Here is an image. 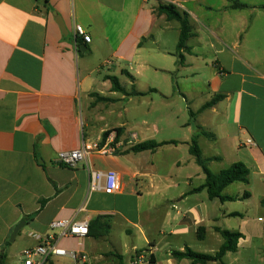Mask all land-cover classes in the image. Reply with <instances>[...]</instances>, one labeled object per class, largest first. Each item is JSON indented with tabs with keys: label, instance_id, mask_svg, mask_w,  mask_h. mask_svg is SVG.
Wrapping results in <instances>:
<instances>
[{
	"label": "crops",
	"instance_id": "0c3cea01",
	"mask_svg": "<svg viewBox=\"0 0 264 264\" xmlns=\"http://www.w3.org/2000/svg\"><path fill=\"white\" fill-rule=\"evenodd\" d=\"M43 2L0 0V260L12 264L9 247L21 240L28 243L17 262L22 264L23 251L41 243L34 235L45 239L60 233L52 229L54 222L90 224L103 216L108 234L63 238L59 246L86 254L89 264H120V258L130 264L138 251H149L152 264H192L173 253L190 249L215 256L224 242L222 229L243 235L238 249L206 264H264V216L251 220L248 209L254 199L264 209V0H49L48 7ZM233 2L246 8L231 9ZM166 4L188 14L192 26L189 50L181 51L184 66L177 56L180 23L158 10ZM212 14L234 24L214 28L206 21ZM76 25L87 30L91 43L78 38L76 45ZM171 32L176 35L172 41ZM108 60L113 64L105 67ZM108 77H116L125 93L114 91ZM120 78L126 79L122 83ZM133 92L184 98L192 105L202 101L191 112H199L196 126L214 135L197 137L202 156L212 159L208 168L219 164L221 172L242 163L249 170L247 183L223 191L234 200H211L207 190L196 191L206 176L189 152L198 135L189 123L186 138L168 146V157H158L160 150L124 154L121 146L113 154L94 153L75 169L58 163L61 152L81 148L84 140L97 141L108 130L124 128L128 148L149 141L129 132L126 120L112 125L105 117L127 119ZM216 95L224 98L200 112ZM212 120L218 121L215 128ZM144 130L140 133L145 135ZM133 133L138 141L131 144ZM212 147L216 150L210 153ZM162 164L168 167L166 174ZM88 167L117 172L121 190L89 193ZM166 181L170 183L163 186ZM235 184L242 185L231 189ZM43 200L47 203L41 209ZM234 203L246 209L229 205ZM37 212L32 221L27 219ZM24 220L11 243L14 228ZM230 222L235 228H228ZM210 235L218 249L203 254ZM51 261L73 264L67 257Z\"/></svg>",
	"mask_w": 264,
	"mask_h": 264
},
{
	"label": "trees",
	"instance_id": "16d2710c",
	"mask_svg": "<svg viewBox=\"0 0 264 264\" xmlns=\"http://www.w3.org/2000/svg\"><path fill=\"white\" fill-rule=\"evenodd\" d=\"M48 2L49 0H44L43 2L44 6L48 7ZM243 8H246V5L240 4L238 2H233L231 5V9H243ZM158 10L160 13L165 14L168 20H176L180 23L181 34H180V40L177 46V56H178L179 66H184L185 57L181 54V51L183 49L189 50L186 47V42L193 36L192 26L190 24L189 16L186 13H181L172 4L161 5ZM76 42L78 45H80L79 40H77ZM108 79L111 81L114 91H120V92L125 93L116 77H108ZM131 95L136 96L138 95V93L133 92L132 94H129L128 96H131ZM223 98H224L223 95H216L210 102H208L206 105L202 107L200 112L205 111L206 109H209L215 106ZM190 114H191L192 119L195 120L196 114L192 112H190ZM194 128L195 130L198 131V135L192 138L191 143H190L189 152L195 158L196 163L198 164V166L201 167L202 172L206 176V183L201 188L197 189L196 191L207 190L209 198L211 200L218 199L221 202L234 200V198L232 197L223 195V191L225 190V188H227L229 185L233 183H236V182L247 183L248 177H249L248 168L242 163H235L228 169L221 171L219 174L212 173L210 169L208 168V164L211 162L212 159H205L202 156L201 149L198 145L197 137L201 135L209 139H214V135H212L211 133L205 132L201 127H198L195 124H194ZM113 132H116V139L114 142V145H116L120 141L121 136L124 134L125 129L118 128V129L106 131L102 136L103 142H105L107 137ZM177 144L178 143L176 141L156 142L154 140H149V141H144L142 143L132 146L127 151H125L124 154H130V153L139 154L143 152H151L152 154H154L157 151L165 147L174 146ZM52 184L56 187L55 183L52 182ZM56 191L57 193H59L60 190L56 187ZM46 203L47 201L45 200L41 202V209L44 208ZM38 213L39 212L27 217V219L29 221H32L38 215ZM102 218L103 216H98L90 222L89 224L90 234L89 235L92 234L93 237L100 238L109 233L110 227L101 222ZM218 231L221 234L224 242L219 252L215 256L194 253L190 249H187L184 253L174 252L173 256L178 259H182V258L190 259L192 260V264H206L207 262L222 261V259L228 252L237 251L238 242L243 237V235L238 232H229L227 230H222V229H218ZM0 264H5V257H3V259L0 260ZM46 264H53L50 258L47 259ZM120 264H125L122 258H120Z\"/></svg>",
	"mask_w": 264,
	"mask_h": 264
},
{
	"label": "rangeland",
	"instance_id": "374dc122",
	"mask_svg": "<svg viewBox=\"0 0 264 264\" xmlns=\"http://www.w3.org/2000/svg\"><path fill=\"white\" fill-rule=\"evenodd\" d=\"M226 19V20H225ZM220 14H212L211 16H208L206 21L211 22L212 26L215 28L216 26L218 28L221 27H232L234 24L232 20L225 18ZM176 36L173 32L170 34V39L172 41V38ZM205 62H209L211 64V59H205ZM108 73V71H106ZM120 76V74L118 75ZM161 78V77H160ZM126 78H120L121 82L123 83ZM162 79V78H161ZM124 85V84H123ZM145 86H147L146 82L141 81L140 87L144 88L143 90H146ZM128 91L132 90V87L130 85H126ZM132 92V91H131ZM200 100V99H199ZM202 101H196L193 105L188 104L184 98L180 99H172V98H164L160 95L155 94H149L142 96H131L128 98V104H127V119H125V116L123 115V118L115 117V116H109L106 115V119L109 123L112 125L118 124V122L125 121L126 122V129L129 132H138L139 138L144 140H154L156 142H167V141H179L183 138H186V125L189 123L190 126L194 127V124L196 125V118L195 120L192 119L190 112L196 111L197 105L200 104ZM126 102L122 101V107L125 106ZM190 105V108L188 107ZM120 106V104H118ZM196 117L198 116L199 112L195 113ZM146 122V126L142 127V123ZM212 124L214 125V128L217 126L218 121L212 120ZM143 128V129H142ZM155 128L158 129V131H154ZM145 129V130H144ZM205 132L212 133L210 130H206L203 128ZM144 130V133L141 134L140 131ZM126 131V130H125ZM102 138V137H101ZM100 138V139H101ZM146 138V139H145ZM116 139V138H115ZM99 140V139H98ZM128 135L123 134L120 138V141L123 142V147L118 148L119 151L122 149L123 151H127L129 148L128 145ZM115 141V140H114ZM119 141V142H120ZM203 144L206 143L207 140H202ZM118 142V143H119ZM117 149V151H118ZM169 147H166L162 150H160V158L168 157L170 155V152H168ZM216 150V147H212L210 153L214 152ZM116 151V152H117ZM160 167V170L163 174H166L168 171L167 165L162 164ZM211 171L214 173H219L221 169L219 164H214L210 167ZM170 181H166L163 183V186L166 184H169ZM236 185H242V184H235L233 188L236 189ZM170 192H173V189H169ZM232 205L233 208H236L238 210H244L245 204L240 203H234L229 204ZM249 209V218L253 220L254 218H258L259 215L264 216V209L260 207L259 202L256 201V199L252 200L251 203L248 206ZM232 222H230V225H228V228H235L233 225H231ZM256 225V222H254ZM222 239V238H221ZM28 245L27 242H22L21 240H18L17 243H13L10 247L8 252L11 254V262L12 264H17L21 258V252L24 248H26ZM218 244L216 243V240L210 235L207 240L203 244V249L200 251L201 253L210 254L212 250H217ZM245 251V250H242ZM247 252V250H246ZM246 264H259L256 261H244Z\"/></svg>",
	"mask_w": 264,
	"mask_h": 264
},
{
	"label": "built area",
	"instance_id": "2783aa9c",
	"mask_svg": "<svg viewBox=\"0 0 264 264\" xmlns=\"http://www.w3.org/2000/svg\"><path fill=\"white\" fill-rule=\"evenodd\" d=\"M75 39L81 38L84 44L91 43L92 39L87 30L76 25L74 29ZM77 45V43H76ZM78 46V45H77ZM113 61L108 60L104 63L105 67L112 66ZM130 143L138 141V135L133 133L130 136ZM116 132L111 133L105 142L103 139L97 141L84 140L81 148L61 152L58 155V163L67 168L75 169L81 163H86L88 157L96 154H113L117 151L122 143L114 145ZM249 145L252 141L247 142ZM89 172V193L104 192L105 194H115L121 190V181L115 171H97L88 167ZM52 229L60 230L58 235H48L43 239L40 235H34L35 238L41 241L40 245L26 249L22 253V264H46L47 259L53 257H67L73 264H89V259L86 254L78 251H69L59 246V242L63 238L85 239L90 234L88 221L62 220L52 224ZM130 264H152V254L149 251H138L133 256Z\"/></svg>",
	"mask_w": 264,
	"mask_h": 264
},
{
	"label": "water",
	"instance_id": "95a60500",
	"mask_svg": "<svg viewBox=\"0 0 264 264\" xmlns=\"http://www.w3.org/2000/svg\"><path fill=\"white\" fill-rule=\"evenodd\" d=\"M61 29L63 30V25L61 24L60 25ZM86 46L84 45L82 47L83 50H86ZM27 221L24 220L22 222H20L13 230V233L11 235V238H10V242L13 243L15 238L17 237V235L24 229L25 225H26Z\"/></svg>",
	"mask_w": 264,
	"mask_h": 264
}]
</instances>
